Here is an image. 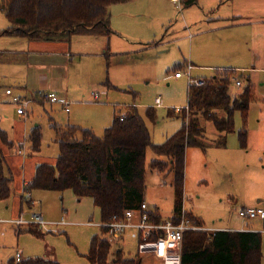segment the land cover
Wrapping results in <instances>:
<instances>
[{
	"label": "rangeland",
	"instance_id": "rangeland-1",
	"mask_svg": "<svg viewBox=\"0 0 264 264\" xmlns=\"http://www.w3.org/2000/svg\"><path fill=\"white\" fill-rule=\"evenodd\" d=\"M1 4L2 0H0V26L4 25L5 21L6 24L8 23ZM180 5L183 6L181 3ZM183 9L185 10V8ZM179 10L173 7L174 13L171 17L173 22L168 32L166 30L169 26L156 32V36H153V33L146 36L152 35L154 38L149 41L156 39L159 43L151 42V46L145 50H142L143 46L138 44L137 46L141 50L128 55L115 53V49L112 48L108 62L109 67H107L105 57L90 61L88 58H84V78L81 81L77 80L72 85L71 92L72 95L79 93L78 89H76L77 92L74 90V87L78 85L77 82L81 83L80 85L87 88L88 91L83 93L80 98H73L71 95L68 97L65 93L63 94L66 95L65 100L70 105L69 113L60 103L45 102L42 104L36 99L33 87H30V94L21 98V103L28 100L29 105L26 107L25 114L20 115L18 109L22 105L2 95L3 91H0V129L6 131L12 140L17 136L18 129L24 126L23 130H20L24 140L21 144L14 141V144L19 147L16 148L15 145L13 148L5 147L0 139V148L8 159L7 162L12 161L14 165L11 167L9 163L14 174L13 194L8 200L0 198V264H10L11 259L15 263L18 251L23 258L42 257L56 260L60 264H90L86 257L90 241L96 234H102L101 227L95 225V223L102 222L101 211L94 204L93 199L91 197L79 198L71 189L64 191L37 189L24 194L22 190L18 191L17 189L19 179L16 171L19 169V172H22L20 178L23 180L27 162L28 166L29 162L35 165L36 163L54 164L56 162L60 150L56 141V131L52 126L55 122L62 128L69 125L89 128L101 137L104 135L105 129L112 125L116 110H120L121 114H124L128 105H135L151 131L155 144L163 143L168 136L174 134L182 126V117H177L178 115L170 117L168 113L173 108L187 106L189 85L187 76L179 79L175 76V73L179 71L175 70V66L182 61L181 47L174 41L170 42L173 37H176L173 34V30L177 26L176 20L179 19V16L183 18L182 13H178ZM171 13L170 10L168 15ZM114 38L119 47H125V43L120 37L115 35ZM86 74L88 76L90 74L93 79L101 81V83L106 81L107 77L114 87L106 84L88 87L86 83L91 78H85ZM251 80L255 85L257 96L253 102L254 105L252 104L254 108L264 103V72L256 73ZM6 83L15 86L9 80H6ZM243 87L234 82L231 86V94L237 95ZM94 92H98L100 97L94 98L92 96ZM15 93L18 94V92ZM157 97L162 99L161 106L155 104ZM152 107L157 111L156 122L147 115V109ZM257 115L258 111L253 110L251 115L253 124L258 122L259 116L257 117ZM235 121L238 130L243 125L240 113L236 114ZM261 123L264 125V116L261 118ZM36 125L40 129L42 140L40 151L33 152L30 134L31 129L36 128ZM203 127L210 141L217 138L218 131L212 122L204 121ZM238 139L237 132L229 134L228 145ZM20 150L22 153L19 152ZM217 150L211 149L205 152L201 149L188 150L182 213L194 214L203 225L209 227L218 225L236 227L245 222L251 226L250 223L261 222L260 226L264 228L263 220L243 219L238 212L243 206L245 198L254 199L256 204L260 199L256 197L255 193L264 187V145H261L258 150L255 148L248 157L244 154L245 158L234 161V171L231 167H222V162L213 163L210 160L212 152L214 154ZM206 152L211 155L208 156ZM155 159L168 161L166 157L159 158L154 149L149 147L146 152L144 198L149 204L150 212L161 217L162 220L175 218L179 197L174 186V174L167 167L163 170L152 168L151 162ZM5 169L6 174L11 175L7 164ZM22 195H24L23 197L30 196L34 200V204L30 205L27 201H23ZM12 209H15L18 216L14 220L20 218L32 220L35 213L41 214L45 222L32 224L35 226L34 228L40 230L41 235L29 232L27 230L29 224L18 226L11 223L10 220H6L13 219ZM121 241H124L121 243V247L125 249V252H131L132 255L138 256L137 244L133 239L125 237ZM115 251L114 245L109 256L110 264L116 256L117 252ZM142 257L145 264H160L157 259L148 254H143Z\"/></svg>",
	"mask_w": 264,
	"mask_h": 264
},
{
	"label": "trees",
	"instance_id": "trees-1",
	"mask_svg": "<svg viewBox=\"0 0 264 264\" xmlns=\"http://www.w3.org/2000/svg\"><path fill=\"white\" fill-rule=\"evenodd\" d=\"M134 0H2V10L10 21V27L1 35L28 36L32 39H71L75 34L110 37L115 33L111 26L109 7ZM199 0H182L184 7L193 6ZM107 67L109 63L107 61ZM183 68L182 64L175 70ZM201 86L189 85L188 105L180 112L170 110L168 116L182 117V126L161 144H155L143 116L137 106H129L120 119L121 112L103 136H97L89 128L69 125L56 131L59 155L54 164L41 163L36 167L32 182L25 193L33 190L64 191L71 189L79 197H91L100 209L103 222L121 218L125 211L138 207L145 201L146 152L152 147L159 158L151 162L154 169L166 167L174 174V186L179 197L176 207L179 221L183 211L185 192L186 152L188 148L207 150L226 147L228 135L238 133L242 148L248 146L246 129L251 104L256 100L255 85L249 76L235 70L217 71L205 79ZM244 86L237 95L231 94L236 81ZM106 83L111 86L109 79ZM38 99H43L36 97ZM44 100V99H43ZM156 109H147V115L157 121ZM242 116L243 127L236 128V114ZM210 121L218 136L210 141L203 122ZM0 139L5 146L13 148L6 131L0 129ZM41 132L32 130L30 141L33 152L40 151ZM6 158L0 148V198L8 200L12 194L13 178L6 174ZM30 196L22 197L30 205ZM186 216L196 225H203L194 214ZM157 220H162L157 216ZM27 230L41 235L32 224ZM103 233L107 232L102 228ZM263 235L258 231L187 230L181 249L182 264H262ZM112 244L106 238L95 235L90 242L86 257L90 264H110ZM10 264H15L14 260ZM18 264H60L42 257L23 259ZM111 264H138L135 259L125 258L117 251Z\"/></svg>",
	"mask_w": 264,
	"mask_h": 264
},
{
	"label": "crops",
	"instance_id": "crops-1",
	"mask_svg": "<svg viewBox=\"0 0 264 264\" xmlns=\"http://www.w3.org/2000/svg\"><path fill=\"white\" fill-rule=\"evenodd\" d=\"M173 7L179 10V3L172 0H134L127 3L114 4L109 7L111 26L115 31L110 37L75 34L69 40H46L32 39L28 36H2L1 33L8 29L11 24L10 21L7 20V24L5 21L4 25L0 26V91H3L2 95L11 98L13 101L14 97H27L26 95L30 94L31 91L30 87H33V92L36 94L39 90H42L44 92H56L58 96L64 100L66 99V95L68 97L71 95L73 98H80L83 93L88 91L87 88H83V86L80 85L81 83L77 82L78 85L74 87V90L78 89L81 94L72 95L71 90L72 85L77 80L81 81L82 78H84V58H88L90 61L91 59H102L105 57L106 61L109 62L112 48L115 49V53H124L128 55L137 53L141 49L145 50L147 47L149 48L151 42L159 43L156 39L152 41L149 40L154 38L153 36H156V32H160L164 27L169 26L166 32L170 30V26L173 22L171 19L174 13ZM182 7L185 8V10L182 8L181 12L183 18L177 16L179 19L176 20L177 26L173 30V34H175L176 37H173L170 42L174 41L180 45L182 56L180 64L183 65L184 69L188 65L193 66L192 75L194 77L207 79L214 76L217 71L235 70L249 76L251 79L256 73L264 72V0H199L198 3L193 6L184 7L183 5ZM170 10L172 13L168 15ZM150 33L154 35L146 37ZM115 35L124 41L125 47L118 46V42L114 38ZM138 44H141L143 48H138ZM85 78H91L88 79L86 83L88 87L98 84H106L108 86L106 83L107 77L106 81L102 83L101 81L93 79L90 74L89 76L86 74ZM177 78L179 79V77ZM6 80L11 81L15 86L6 83ZM7 89H11L13 94H7ZM15 92H18L19 95ZM24 92L27 93L23 94ZM64 93L66 94L65 96L63 95ZM36 97L38 96L36 95ZM36 99L42 104L49 102L48 100ZM252 104L248 113L246 125L248 132V146L246 150L241 147L239 139L238 141L233 140L232 143L228 145L227 138L226 147L209 148V151L211 149H218L214 154L212 152V155L206 152L208 156L211 155L210 160L213 163L222 162V167H231L234 171V165L237 160L245 158V156L243 157L244 154L248 157L251 151L255 150V148L258 150L261 145H264V125L261 123V118L264 116V103L254 108V104ZM62 105L64 106V104ZM173 109L177 111L176 108ZM253 110H256V112L258 111L257 117L259 116L258 122L255 124L251 121ZM65 111L69 113L70 108L69 111L65 108ZM120 112V110H116L114 119ZM23 128L24 126L20 127L17 136L12 139L13 145H15L14 141L21 144L24 140L23 133H20V130H23ZM15 146L16 148L19 147L17 145ZM190 149L198 150L200 148L187 149L186 167L188 150ZM208 150L203 151L205 152ZM7 160L8 159H6V164L11 173L10 176L14 181V174L11 169L14 165L12 161L7 162ZM38 165L37 163L35 165L29 162L28 166L27 162V168L23 172V180L20 178L22 172H19V169H17L16 173L19 179L17 184L18 191L22 190L25 194V188L32 182ZM255 194L256 197L260 198L257 201L258 204H256L254 199L245 198L240 210L247 207L264 208V187ZM23 196L24 195H22V197ZM29 200H32V204H34V200L31 197ZM7 207H10L9 204ZM12 210L14 213L13 219L6 220H10L11 223H14V219L18 216L15 209ZM240 210L238 212H240ZM253 219H261L264 221V219L259 217ZM260 223L261 222H253L250 223V226L245 222L236 227H224L219 225L209 227L205 224L199 226L206 228V231L209 232L216 230L261 232L263 235L262 264H264V228L260 226ZM99 236L108 239L106 233H103V230L102 234ZM125 242L127 241L125 240ZM121 243H124V241H118L117 244H112V246L115 245V252L121 250L126 258L135 259L137 262L139 260L138 264H141V259H138L137 255H132L131 252H125V249L121 247ZM150 257L155 258L151 255ZM157 260L162 264L159 259Z\"/></svg>",
	"mask_w": 264,
	"mask_h": 264
},
{
	"label": "built area",
	"instance_id": "built-area-1",
	"mask_svg": "<svg viewBox=\"0 0 264 264\" xmlns=\"http://www.w3.org/2000/svg\"><path fill=\"white\" fill-rule=\"evenodd\" d=\"M182 4V0H172ZM179 13L182 12L181 5L179 6ZM193 66L188 65L184 70H179L175 73L176 77L187 76L189 85L201 86L206 80L203 78H196L192 75ZM237 85L240 82L236 81ZM7 94H13L11 89L6 90ZM38 97L48 100L51 103L64 104L67 111H69V103L64 99H61L56 92L49 91L44 92L39 90L36 94ZM95 98L99 97V93H93ZM14 101L22 105L18 109L19 114H25L26 107L29 105V101H23L21 98L14 97ZM156 104L161 106V99L157 98ZM182 108H176L177 111H181ZM124 114H120V119L123 120ZM22 153V151H19ZM243 218H262L264 219L263 207H247L243 208L239 212ZM157 215L153 214L149 210V204L144 201L138 207L128 209L121 218L115 217L109 222H99L95 225L106 228V235L111 244H117L125 237H130L137 244L138 259H141V264H145L142 259L143 254L151 255L161 261L162 264H182L181 263V249L183 243L184 232L187 230H207L204 227L196 225L188 218L183 212L180 216V220L176 221L174 218L167 220H157ZM44 218L41 214L35 213L32 220H23L22 218L15 220L14 223L18 226L22 224H41L44 223ZM211 231V230H210ZM23 260L21 253L18 251L15 256V264L20 263Z\"/></svg>",
	"mask_w": 264,
	"mask_h": 264
}]
</instances>
